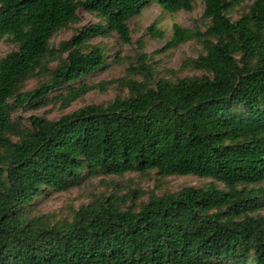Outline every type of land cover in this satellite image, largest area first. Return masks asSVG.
<instances>
[{"label": "trees", "instance_id": "obj_1", "mask_svg": "<svg viewBox=\"0 0 264 264\" xmlns=\"http://www.w3.org/2000/svg\"><path fill=\"white\" fill-rule=\"evenodd\" d=\"M203 1L208 28L175 24L165 49L199 42L204 53L183 67L206 75L156 79L141 45L128 69L140 80L108 82L128 96L57 120L32 115L27 128L13 113L66 87L58 101L68 108L94 89L74 86L105 64L104 50L88 45L93 35L117 33L131 43L128 22L147 4L192 12L195 0H0V42L18 46L0 61V264H264V215H256L264 188L249 187L264 183V0L237 21L228 13L244 0ZM80 9L106 26L51 47ZM51 61L48 81L19 91ZM152 171L223 187L152 196L139 211L124 210L115 196L96 199L57 224L29 213L48 190L66 192L85 174Z\"/></svg>", "mask_w": 264, "mask_h": 264}, {"label": "rangeland", "instance_id": "obj_2", "mask_svg": "<svg viewBox=\"0 0 264 264\" xmlns=\"http://www.w3.org/2000/svg\"><path fill=\"white\" fill-rule=\"evenodd\" d=\"M255 0H244L235 6L228 17L232 21L239 20L245 13L249 12ZM205 4L203 0H195L192 12L179 11L170 13L164 11L155 2L147 4L140 15L131 18L128 26L131 31L132 42L125 43L117 33H104L93 35L88 41L89 46H99L105 52V64L92 75L77 81L74 86L81 83L94 86L84 97L72 103L68 108H63L58 101L60 94L67 91V87L49 95L43 104L38 107L20 109L13 113L14 119H20L27 128H31L29 118L38 115L49 120H57L63 115L72 113L90 104L107 105L118 97L128 96L126 89L116 83L108 82L116 79L129 77L140 80V77L129 76L128 69L137 65L140 46L142 52L150 56V64L156 72V79H169L176 81L179 78L204 76V71L193 70L183 67V62L188 58H197L204 53L202 44L190 41L182 44L176 49H165L173 34V27L179 24L184 28H200L205 31L210 25L208 20L203 19ZM79 21L70 24L67 28L57 32L51 39V47L58 48L63 41L70 40L85 28L106 26L105 20L95 13L78 11ZM155 26L163 32L162 38H153L150 27ZM18 49L11 38L6 37L0 42V61L6 55ZM57 62L51 61L45 64L40 73L28 76L20 85L22 93L34 90L50 79L52 70ZM215 182L211 179L196 176H170L161 177L156 171L145 174L138 172L127 173L123 176L99 174L90 176L85 174L80 184L66 192L47 191L37 199L34 206L29 207L32 217L46 216L52 224L61 223L72 219L74 211L79 210L96 199L104 200L115 196L119 205L124 210L139 211L149 202L152 196H163L181 191L187 187H205ZM219 186L223 187L220 183ZM250 188H264V183L252 185ZM242 188V187H241ZM261 210L256 215H264V198Z\"/></svg>", "mask_w": 264, "mask_h": 264}]
</instances>
